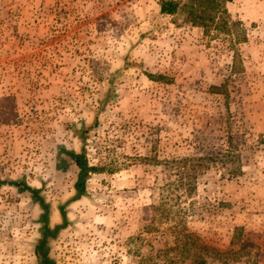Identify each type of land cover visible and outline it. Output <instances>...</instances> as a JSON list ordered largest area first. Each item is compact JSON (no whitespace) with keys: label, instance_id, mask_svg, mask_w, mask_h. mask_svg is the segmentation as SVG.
Wrapping results in <instances>:
<instances>
[{"label":"rangeland","instance_id":"rangeland-1","mask_svg":"<svg viewBox=\"0 0 264 264\" xmlns=\"http://www.w3.org/2000/svg\"><path fill=\"white\" fill-rule=\"evenodd\" d=\"M162 1L0 0V264H37L27 187L51 228L65 212L56 264H139L172 246L175 222L221 251L241 228L264 264V0L225 4L244 43ZM229 150L239 175L216 160ZM67 153L99 169L78 199ZM183 168L200 172L191 194ZM160 204L168 220L148 233Z\"/></svg>","mask_w":264,"mask_h":264},{"label":"trees","instance_id":"trees-1","mask_svg":"<svg viewBox=\"0 0 264 264\" xmlns=\"http://www.w3.org/2000/svg\"><path fill=\"white\" fill-rule=\"evenodd\" d=\"M231 0H185L179 4L173 0H166L160 3V13L163 15L174 16L182 13L187 23L192 27L200 28L205 36L209 35L212 30L219 34L232 37L236 43H244L246 40L241 23L238 21H229L225 4ZM152 81L163 82V76L147 75ZM70 160L79 169L77 180L74 185L76 198H81L85 195V184L88 174L99 171L98 168L88 166V162L84 154L67 153ZM227 163H237L229 173L232 176L239 175L241 172L238 161L239 155L232 151H227L221 156H217L216 160ZM215 161V160H214ZM235 161V162H234ZM222 163V162H221ZM222 164V165H224ZM184 169V168H183ZM185 170V169H184ZM180 171V170H179ZM198 168H192L190 172L185 170V173L179 172V179L176 187L184 189V193L191 194L195 191L194 181L199 174ZM186 174L190 182L184 183L183 176ZM187 185L186 188H184ZM15 186H17L15 184ZM35 199L39 202L42 213V228L40 231V239L35 246L34 253L37 264H56L50 258L49 241L54 240L59 232L65 229L67 225L66 215L61 208L63 219L62 225L51 228L48 224V206L37 198V190L26 188ZM153 217L146 230L148 233L157 230V227L163 225L168 220L169 211L164 207V204L153 207ZM180 222L174 223L173 243L164 249L158 250L157 254H147L142 257L139 264H255L250 262L251 252L248 250L249 245L242 243V229L235 228L233 236L230 240L229 248L225 251L217 250L212 247L196 234L189 232L186 226H180ZM243 257L246 260L241 262Z\"/></svg>","mask_w":264,"mask_h":264}]
</instances>
